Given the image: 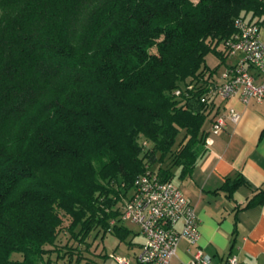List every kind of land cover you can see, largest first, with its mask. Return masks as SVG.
Returning a JSON list of instances; mask_svg holds the SVG:
<instances>
[{
  "label": "trees",
  "instance_id": "trees-1",
  "mask_svg": "<svg viewBox=\"0 0 264 264\" xmlns=\"http://www.w3.org/2000/svg\"><path fill=\"white\" fill-rule=\"evenodd\" d=\"M241 16L264 1L0 0V264H38L62 214L81 239L126 240L137 178L192 176L210 115L201 92H174L218 73L206 57L225 59ZM226 181L229 198L245 183ZM263 203L264 189L245 208Z\"/></svg>",
  "mask_w": 264,
  "mask_h": 264
},
{
  "label": "crops",
  "instance_id": "crops-1",
  "mask_svg": "<svg viewBox=\"0 0 264 264\" xmlns=\"http://www.w3.org/2000/svg\"><path fill=\"white\" fill-rule=\"evenodd\" d=\"M253 21L260 24L264 41V16L253 17ZM235 61L236 57L219 59L221 68L216 78ZM227 108H235L242 115L240 122L228 120L224 130L212 137V146L198 160L192 176L173 182L195 208L200 240L197 246L182 241L171 264L191 262L198 248L212 257L213 264H225L231 255L238 257L239 264H264V203L245 208L264 189V100L244 105L233 99ZM210 126L208 123L206 131ZM179 172L178 169L175 174ZM237 178L245 183L229 198L221 188L226 180ZM134 235H139L141 242L133 238L128 249L138 248V253L144 237L139 228Z\"/></svg>",
  "mask_w": 264,
  "mask_h": 264
},
{
  "label": "built area",
  "instance_id": "built-area-1",
  "mask_svg": "<svg viewBox=\"0 0 264 264\" xmlns=\"http://www.w3.org/2000/svg\"><path fill=\"white\" fill-rule=\"evenodd\" d=\"M235 33L218 48L225 58H237L219 78L213 76L201 83H188L178 88L174 95L183 99L191 93L201 92L199 100L208 107L210 130L205 139L206 149L213 144V136L220 134L227 121L238 124L242 115L235 108H227L229 101L237 99L242 104L264 100V41L261 26L250 18L235 20ZM147 143V142H146ZM144 143V146L147 144ZM121 219L139 227L144 243L136 255L138 264H171L182 241L197 246L200 240V221L194 206L183 190L171 182H163L153 172L137 178L134 190L125 199ZM116 264H131L125 256L111 255ZM225 264H239L231 255ZM185 264H213L210 255L201 248L191 262Z\"/></svg>",
  "mask_w": 264,
  "mask_h": 264
},
{
  "label": "rangeland",
  "instance_id": "rangeland-1",
  "mask_svg": "<svg viewBox=\"0 0 264 264\" xmlns=\"http://www.w3.org/2000/svg\"><path fill=\"white\" fill-rule=\"evenodd\" d=\"M207 65L212 69H220L218 57L211 53L206 57ZM183 134V133H182ZM141 144L146 143L147 146H151L149 141L144 136L140 137ZM181 138H177L175 147L179 145ZM170 155L164 160V166H171L173 161ZM161 163L151 167V170H158ZM64 223L62 225L57 245L46 246L49 252L38 260V264H116L111 258V255L125 256L131 260V264H138L136 261V253L138 248L129 250L128 243L134 238L136 242H141L139 235H134L138 232V226L131 222H126L124 225L132 232L126 240H121L118 236L113 234H107L105 237L96 236L94 232L86 239H81L78 236L79 229L75 233L70 231V225L72 218L62 214ZM132 236V237H131ZM137 247V246H135ZM131 248V247H130ZM131 251V252H130ZM61 255V257H60ZM71 255L74 259L71 261ZM15 260H21V255L15 254L13 256ZM79 258V260H78Z\"/></svg>",
  "mask_w": 264,
  "mask_h": 264
}]
</instances>
